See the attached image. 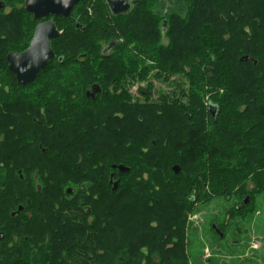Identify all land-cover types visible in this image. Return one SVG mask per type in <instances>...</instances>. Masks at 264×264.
Listing matches in <instances>:
<instances>
[{
  "label": "trees",
  "instance_id": "trees-1",
  "mask_svg": "<svg viewBox=\"0 0 264 264\" xmlns=\"http://www.w3.org/2000/svg\"><path fill=\"white\" fill-rule=\"evenodd\" d=\"M25 1L0 0V85L13 90L0 89V264H188L200 203L251 222L264 191V0H133L121 15L80 0L50 17L54 56L22 85L1 35L23 28L10 48L27 49L37 20ZM137 66L177 73L175 94L131 104Z\"/></svg>",
  "mask_w": 264,
  "mask_h": 264
},
{
  "label": "rangeland",
  "instance_id": "rangeland-1",
  "mask_svg": "<svg viewBox=\"0 0 264 264\" xmlns=\"http://www.w3.org/2000/svg\"><path fill=\"white\" fill-rule=\"evenodd\" d=\"M94 1V0H93ZM92 4H88L89 8H93ZM19 7L21 4L18 5ZM105 7L102 6V10ZM92 9H89V14H92ZM164 12H161L162 16ZM49 20H53L52 18ZM54 21V20H53ZM39 21H37L38 24ZM36 27V26H35ZM34 27V30H35ZM16 33L3 32L1 38L3 39L2 50L8 53L13 52L10 45L18 42H23L22 29ZM21 31V32H20ZM20 32V33H19ZM34 34V31H33ZM33 34L30 37V41L33 37ZM166 39V38H165ZM164 39V40H165ZM29 46V45H28ZM107 45L103 44L105 48ZM18 52V51H14ZM9 66V64H8ZM131 70V69H129ZM135 78L134 82L131 84L130 88L134 94L135 102L137 100H143V96L140 94L141 90H147L150 83L153 84L151 89L154 93L153 95L159 96L167 95L176 91V84L178 82L179 75L177 73L173 74L172 78L169 81H164L156 77L157 69H152V71H146L142 75L141 66L134 68ZM123 78H127L125 75ZM122 78V79H123ZM130 80V79H128ZM7 84H9L7 82ZM5 88L6 92L10 93L12 90L11 86L0 85V89ZM28 89V88H26ZM29 91V90H26ZM178 93V90H177ZM171 99L174 97L170 96ZM175 98V97H174ZM145 147V146H144ZM78 161L75 160L74 165ZM249 189L254 188L253 184L247 185ZM247 188V189H248ZM255 197V210L252 215L251 222L247 220H242V228L236 226L238 220L230 219V215L221 216L222 213V200H212L210 203L198 205L199 210L196 212H189L187 215V228L188 236L192 239V244L188 248V264H263L264 257V191H258L256 189ZM232 199L229 203H234ZM215 215L220 216L221 223H225L226 226V238L219 240L216 235L212 233L211 223ZM249 219V218H248ZM228 226V227H227ZM196 231L195 234L191 235V230ZM198 239V240H197ZM199 242H202L203 247L200 248ZM201 249V250H200ZM200 255L201 259H198Z\"/></svg>",
  "mask_w": 264,
  "mask_h": 264
},
{
  "label": "water",
  "instance_id": "water-1",
  "mask_svg": "<svg viewBox=\"0 0 264 264\" xmlns=\"http://www.w3.org/2000/svg\"><path fill=\"white\" fill-rule=\"evenodd\" d=\"M112 14L121 15L127 13L131 7L132 2L129 0H105ZM80 2V0H26V11L33 15L35 20L46 19L49 17H70L74 7ZM4 7V4L0 2V9ZM166 24V22H164ZM79 27V24L76 25ZM84 29V28H82ZM60 35L56 24L52 20H46L40 22L34 31L33 37L26 50L16 53L10 52L7 55V61L9 63V69L15 74L18 82L22 85H28L32 83L43 71L47 68L49 61L54 56V51L51 46V41L56 39ZM113 42L108 46L111 48ZM250 57H242L245 61ZM98 87H94V91H97ZM210 112L213 117L216 116L218 108L216 105H209ZM114 169H118L120 172H127L130 169L124 165H113ZM176 173L180 172L178 165L174 166ZM111 183H113V189L118 188V181H113V175H111ZM71 190H68L70 193ZM250 198H245L243 206L248 205ZM23 206H19L17 211L12 213L15 216L18 212L23 210ZM213 228L216 232L223 236V232L220 230L216 223L213 224Z\"/></svg>",
  "mask_w": 264,
  "mask_h": 264
},
{
  "label": "flooded vegetation",
  "instance_id": "flooded-vegetation-1",
  "mask_svg": "<svg viewBox=\"0 0 264 264\" xmlns=\"http://www.w3.org/2000/svg\"><path fill=\"white\" fill-rule=\"evenodd\" d=\"M130 2H132V4L134 3V1L133 0H129ZM25 4V3H24ZM107 4V3H106ZM107 6H108V4H107ZM109 8V7H108ZM32 15V14H31ZM33 16V15H32ZM34 18V17H33ZM46 20H49V19H41V20H37V21H39L38 22V24L40 23V22H43V21H46ZM53 21V20H52ZM37 24V25H38ZM36 25V26H37ZM36 28V27H35ZM35 31V30H34ZM116 45V43L115 42H113V46L112 47H114ZM110 49L111 48H108V47H106L105 49H104V53H106L107 51H109L110 52ZM16 53H19V52H16ZM9 54V53H8ZM7 58V57H6ZM9 64V63H8ZM148 87L150 88V89H152L153 88V84L152 83H150L149 85H148ZM121 94H123V91H120V92H118V95H121ZM128 94H130V97H131V104H134V101H135V99H134V94H133V92L131 91V89H129L128 90ZM140 94L143 96V99H149V100H151V101H155V100H158V96H156V95H153L154 93L151 91H149V90H142L141 92H140ZM123 112H124V110H123ZM130 112V111H129ZM120 114H122L121 112H120Z\"/></svg>",
  "mask_w": 264,
  "mask_h": 264
}]
</instances>
